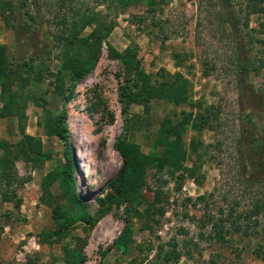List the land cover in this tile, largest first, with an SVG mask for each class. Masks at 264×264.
Returning <instances> with one entry per match:
<instances>
[{
    "label": "rangeland",
    "instance_id": "obj_1",
    "mask_svg": "<svg viewBox=\"0 0 264 264\" xmlns=\"http://www.w3.org/2000/svg\"><path fill=\"white\" fill-rule=\"evenodd\" d=\"M76 1L65 10L88 11L96 14L106 27L113 24L115 27L103 41L98 65L77 83L68 102L55 94L61 77L65 79L66 95L71 85L70 76L61 69L64 46L57 45L53 50L46 63L49 72L43 80L23 88L21 75L11 72V66L18 34L14 28H20L24 20L11 14L8 25L0 15V47L6 50L9 73L6 95L2 87L5 79L0 76V143L14 146L23 139L19 117L4 114L8 98L16 97L21 102L24 113L21 125L25 126L26 133L40 141L44 153L53 156L38 168L20 160L16 164L17 178L14 175L0 178V264H70L66 261L67 249L82 250L85 264H131L133 255H124L116 244L126 226L131 227L137 245H146L150 240L155 244L164 243L175 238L182 246L186 239H194L199 251H195L193 260L183 258L181 264H264V259L256 253L259 246L264 249V231L250 239L235 235L228 244H215L207 235L201 236L208 232L201 227L204 205L196 202L198 197L214 193L216 188L219 189L215 193L216 201L228 195L241 197L244 205L250 202L249 197L244 199L246 195L231 168L238 137L240 101L232 65L236 42L229 17L232 13L240 20L239 34L249 56L263 58V47L256 40L263 38L259 26L264 16L249 14L256 2L229 0L231 8L226 10L223 0H140L126 7L112 0ZM41 2L47 15L46 28L56 33L58 29L50 13L58 10L59 5L54 1ZM95 28V25L87 27L84 35ZM108 43L119 52L130 48L140 69L150 75L153 82L164 80L159 76L162 71L183 74L189 80L190 99L200 101L204 108H221V113L215 123L217 132L188 130L186 135L185 131L183 142L175 149L177 154H186V147L193 139L202 140L206 145L214 144L215 148L201 161L195 155L190 160L185 159L184 169L175 175L170 170L160 172L148 167L142 202L137 205L114 203L101 215L99 199L110 193L109 183L123 165L118 142L124 140L126 146H134L143 155H161L162 148L156 147L155 141L163 119L170 116L180 121L183 112L199 110L198 107L192 109L186 101L175 105L153 99L150 115L140 105H131L124 112L119 90L126 83V72L121 61L110 56ZM248 81L259 92L264 91V67L251 72ZM44 108L54 116L67 114L70 145L74 151L73 181L85 208L83 213H80L82 209L72 208L71 213L77 219H72L68 235L61 240L49 237V241H45L46 235L58 229L53 219L55 206L62 211L71 206L59 182L51 187L52 198L43 197L42 182L46 175L68 163V147L59 137L44 131ZM4 155L0 146V161ZM196 160L200 172L195 178L186 177V166L192 167ZM157 192L161 194L160 203L156 202Z\"/></svg>",
    "mask_w": 264,
    "mask_h": 264
},
{
    "label": "trees",
    "instance_id": "obj_2",
    "mask_svg": "<svg viewBox=\"0 0 264 264\" xmlns=\"http://www.w3.org/2000/svg\"><path fill=\"white\" fill-rule=\"evenodd\" d=\"M54 1L59 5V9L52 11L53 23L56 33H51L46 28L47 15L43 12L41 0H4L0 2V15L9 25L11 14L21 17L24 22L20 28H14L17 34L15 53L13 54L12 71L21 75L22 87L26 88L31 83L42 81L49 72L46 63L51 57L57 45L64 46V56L62 58V70L70 76L71 85L68 88L69 95L63 90L64 77L60 78L61 84L56 86L55 94L64 98L65 102L72 99L74 88L77 83L92 72L100 61L101 48L104 40H107L115 25L106 27L100 22L96 14L81 10L72 13V9L66 11L68 4L77 2L76 0H44ZM119 2L123 6L135 5L140 0H112ZM249 12L251 15L264 16V0H254ZM224 9L231 8L229 0H223ZM8 15V16H7ZM15 15V17H16ZM5 17V18H4ZM230 25L235 35V53L232 65L234 66L237 90L239 93L240 117L238 120V137L234 144L233 165L235 170V180L249 203L244 205L241 197L222 195L220 200H215V193L200 196L196 202L204 205L202 208L201 227L208 233L207 238L213 240L215 244H228L230 239L239 235L250 239L264 231V91L259 92L253 84L248 81L251 72H258L264 67L263 58H251L245 50L244 43L241 42L239 34L240 20L232 13L229 17ZM95 25L96 28L87 35H84L87 27ZM260 34L263 38L256 40L261 45L264 55V20L259 26ZM108 51L113 59L120 60L125 69L126 83L119 90L120 102L124 112H127L131 105L144 107L147 115L151 113V101L153 99L165 100L169 103L180 105L186 101L192 109L198 107L196 112H183V120L171 119L167 116L163 119V126L158 132L155 146L162 148V154L143 155L134 146L125 145L124 140L118 142V150L123 158V165L118 175L109 183L108 193L104 198L99 199L100 214L104 215L106 207L111 204L142 202V189L146 184V171L148 167L156 168L162 172L170 170L175 175L184 169L183 163L186 159L196 156L201 161L205 154H209L214 144H205L204 141L193 139L186 147V154H177L175 149L183 142V137L188 130L193 132H203L206 130L217 132L216 122L220 120L221 108L207 106L204 108L200 101L194 102L190 99V84L181 73H169L162 71L159 74L164 80L153 82L150 75L140 69L139 61L134 52L127 48L124 52H119L108 43ZM6 50L0 47V76L5 79L2 87L6 95L8 90L9 73L6 69ZM257 62V64H256ZM259 63V64H258ZM5 104V115L18 116L23 124L24 114L21 102L16 97H9ZM203 110V111H202ZM45 123L43 126L47 135L59 137L68 147V163L50 172L42 182L44 198H52L51 187L59 182L64 195L68 198L71 207L62 211L58 205L54 208V216L58 229L50 236L46 235L45 241L49 237L54 240H61L68 235L70 225L77 217L72 213V208H85L80 198L76 194L73 181L75 166L72 161L74 151L70 145V133L67 126V114L62 112L59 116H54L47 108H44ZM20 123V132L23 139L14 146L7 143H0L5 155L0 161V178L7 179L11 175L18 177L16 164L18 161H26L33 164L34 168L46 160H51L53 156L44 153L40 141L26 133L24 125ZM203 151L201 152L200 151ZM221 151V149H219ZM214 159V156H212ZM193 162L192 167L186 166V177L195 178V174L200 172L198 162ZM11 183V182H10ZM156 202L160 203L161 194L156 193ZM188 202L192 199H188ZM52 206V205H51ZM153 206V204H152ZM151 206V207H152ZM214 209V211L212 210ZM142 216V214L138 211ZM150 209L147 210V216ZM73 219V220H72ZM87 219V218H86ZM203 231V230H202ZM186 234L188 232L186 231ZM194 239H186V243L180 246L177 239L168 242H158L152 240L146 245H137L133 239L130 226H126L124 233L116 241L122 249L124 255H133L131 264H181L183 258L193 260L196 252L199 251V244ZM197 243V244H196ZM138 250L136 253L135 251ZM82 251V250H81ZM81 251H70L67 249L66 261L70 264H85L86 256ZM256 253L264 259V249L262 246ZM106 253L103 254L105 256ZM153 255V256H152ZM214 260H212L213 262ZM105 264V263H102Z\"/></svg>",
    "mask_w": 264,
    "mask_h": 264
}]
</instances>
